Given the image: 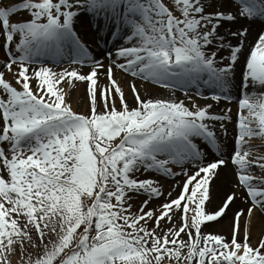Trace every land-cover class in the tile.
Instances as JSON below:
<instances>
[{
    "label": "snow or ice",
    "instance_id": "obj_1",
    "mask_svg": "<svg viewBox=\"0 0 264 264\" xmlns=\"http://www.w3.org/2000/svg\"><path fill=\"white\" fill-rule=\"evenodd\" d=\"M0 52V264H264V0H0ZM222 169L239 195L209 211Z\"/></svg>",
    "mask_w": 264,
    "mask_h": 264
},
{
    "label": "bare ground",
    "instance_id": "obj_2",
    "mask_svg": "<svg viewBox=\"0 0 264 264\" xmlns=\"http://www.w3.org/2000/svg\"><path fill=\"white\" fill-rule=\"evenodd\" d=\"M255 35V29H253V35L249 36V41H252L253 36ZM93 56H95L98 59L103 60V63L105 65L104 69H101L99 72V85L101 87L106 86L108 81L106 79V69L107 66L109 64L108 59L105 58V53L96 49H91ZM114 51V49H113ZM67 65L64 64V66H60L57 67V71L61 70V67H66ZM90 67H91V62H87L86 66H83L81 68V71L83 73H87L90 71ZM239 73V69L237 70ZM114 72V78L118 81H120L123 84L124 87V92L126 94V98H127V102L129 104V106H135L133 103V96L132 93L130 92L129 88H128V83L132 82L133 78L128 75L125 74L124 72H122L121 70L114 68L113 69ZM74 83H79L78 86H85L87 85L86 82H74ZM135 83L137 84V87L139 88L140 92H141V96H145L144 93V85L142 84L141 81L136 80ZM148 87L152 90L153 92V96L154 97H158V98H164L167 99L170 97V91L167 89H162L159 88L157 86H152V85H148ZM64 88L66 91L69 90L68 85L64 84ZM204 94L209 97V99H203V98H199L196 100V102L200 105H206L208 103H212L213 104V112H220L222 109H224L225 107H230L232 109V116L233 119H235V115L237 112V105L235 103V100L232 103H227L223 100H221L220 102H214L210 99L211 95L213 94V90L211 89H207L205 88L204 90ZM76 98L75 99H70L69 98V102L71 103V106L73 108L74 111H76L77 109L81 110L82 112H78L81 114H87L89 112V98L87 95V92H82L80 90H77L76 93ZM235 96V93L233 94ZM175 98H179V99H184V96L182 94V92H176L175 93ZM99 99V96H98ZM187 103V101H186ZM190 106V105H189ZM117 107H119V101L117 100ZM100 111H102V105L100 106V108L98 109ZM228 127V134H229V140H231L232 134H233V125L231 123H229L227 125ZM143 178V177H141ZM234 184V178L233 175L231 173V169H222L220 172V176L219 178L215 179L211 186H210V191H211V196H212V203L208 205L209 211L213 210L215 207H217V203L218 200H220L221 195L223 194V198L226 196V194H228L229 191H236L237 189L232 188V185ZM223 198L221 200H223ZM151 206V205H150ZM237 208H244V206L240 203H238V201H235V203L231 206L230 210H228L227 215L220 221V223L218 224H213L211 225L209 228H206L205 231L206 232H218L220 234L223 235H229L230 236V231H229V221L233 215V212L231 213L230 211H234V209ZM258 231L254 230L253 231V236H252V243L255 244L256 243V239H257V234ZM242 235V232H241Z\"/></svg>",
    "mask_w": 264,
    "mask_h": 264
},
{
    "label": "rangeland",
    "instance_id": "obj_3",
    "mask_svg": "<svg viewBox=\"0 0 264 264\" xmlns=\"http://www.w3.org/2000/svg\"><path fill=\"white\" fill-rule=\"evenodd\" d=\"M2 55H3V53H2ZM6 78H8V79H12V77L10 76V75H6ZM78 84L79 83H74V87L72 88V90H71V92H70V96H69V98L70 99H75L76 98V95H75V93H76V91L77 90H80V91H84V92H87V85H85V86H83V85H81V86H78ZM64 86V85H63ZM68 88H69V86H68ZM76 112H82L81 110H79V109H77L76 110ZM164 183V190H165V193H167V191L170 189V187L173 185V184H175V181L173 182V180H168V181H164L163 182ZM234 183H235V181H234ZM177 191V190H176ZM237 191V190H236ZM237 194L239 195V190L237 191ZM175 196V195H174ZM223 196V194L221 195V197H220V200H218V203H217V206L221 203V199L223 198L222 197ZM143 196H140V197H137L136 199H134L133 200V204H134V206H139V204L141 203V201L143 200ZM211 198H212V196H211ZM236 201H238V203H240V204H242L243 206H244V208L245 207H247L248 205H246V204H243L242 202H241V200L240 199H237ZM209 209V208H208ZM236 209H234V211H235ZM234 211H230L231 213L232 212H234ZM258 234V233H257ZM226 236H229V235H226ZM230 237V236H229Z\"/></svg>",
    "mask_w": 264,
    "mask_h": 264
}]
</instances>
